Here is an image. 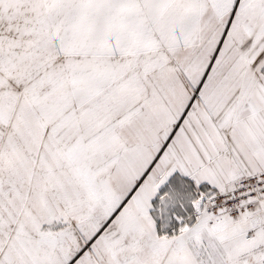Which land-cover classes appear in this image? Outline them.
I'll return each mask as SVG.
<instances>
[{"label":"snow or ice","instance_id":"obj_1","mask_svg":"<svg viewBox=\"0 0 264 264\" xmlns=\"http://www.w3.org/2000/svg\"><path fill=\"white\" fill-rule=\"evenodd\" d=\"M0 264H264V0H0Z\"/></svg>","mask_w":264,"mask_h":264}]
</instances>
